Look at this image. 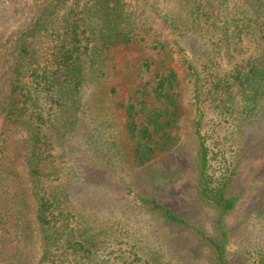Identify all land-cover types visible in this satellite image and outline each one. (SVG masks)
Masks as SVG:
<instances>
[{"label":"trees","instance_id":"obj_1","mask_svg":"<svg viewBox=\"0 0 264 264\" xmlns=\"http://www.w3.org/2000/svg\"><path fill=\"white\" fill-rule=\"evenodd\" d=\"M143 1L149 18L165 27L157 40L127 0H0V121L6 123L0 133V264H264V243L255 245V255L228 250L232 230L225 217L247 191L235 185L237 167L213 177L201 133L208 107L230 117L242 150L257 148L251 157L260 160L264 0ZM124 49L138 50L133 69L142 76L135 102L123 109L127 163L119 162L121 123L105 130L100 124L93 136L83 131L94 119L90 97L96 96L87 89L108 96L114 61ZM224 53L247 56L224 69ZM176 59L179 66L171 63ZM187 98L197 112L195 189L214 212V235L152 195L137 197V215L150 217L145 233L86 209L90 200L101 207L100 196L88 195L86 187L121 173L94 151L114 152L126 173L144 167L173 147ZM252 171L254 178L264 176L263 166Z\"/></svg>","mask_w":264,"mask_h":264},{"label":"rangeland","instance_id":"obj_2","mask_svg":"<svg viewBox=\"0 0 264 264\" xmlns=\"http://www.w3.org/2000/svg\"><path fill=\"white\" fill-rule=\"evenodd\" d=\"M127 2L138 17H143L146 20L145 26H151L152 32L156 34L155 40L159 38V32L165 34V27H160L161 24L156 25L149 18L143 0H127ZM247 51H249L247 55L254 52L253 49ZM247 55L232 56L224 53L221 66L224 69H229L234 63ZM140 57L138 50L135 52L126 49L121 50L114 61L115 72L108 80V86L106 87V91L109 92L108 96L98 97L97 95L101 91L92 86L87 89L86 94L88 96L95 95L96 98L90 97L91 101L95 99L93 102L95 105L92 103L93 113H91L94 117L93 122L91 118L88 119L91 123L83 128V131L86 133L91 132V136H93L96 133L95 127L100 126V124L104 127L101 129L105 130L110 124L115 126L121 123V161L114 155V152L112 154L111 151L106 149L99 148V150L102 149V152L99 150L94 151V154L102 153L100 157L102 163L105 164L106 162L109 166H116L121 173L108 179L104 178L102 184L96 178L97 185L95 187H86L85 191H88V195H99L98 200L101 201V207H98L97 204L94 206L91 203L92 200H90L89 204L86 203L88 205L86 209L100 210L98 212L102 213L100 215L102 219L104 217L111 220L118 219L122 224L130 222L134 229L141 231L149 224L150 217L145 214L137 215L139 209H142L137 197L152 195L175 213L189 220L191 225L206 232L207 235L213 236L215 231L214 212L200 200L195 189L197 181L194 166L195 148L192 137L194 121L197 119L194 115H197V112L195 110L191 111L190 106L192 103L189 98L185 99L182 109L180 130L178 129L177 132L173 133L175 141L171 150L167 153L159 152L151 162L144 167L137 168L134 172L126 173L122 169V164L121 166L118 164V161L127 163L129 158L126 154V138H124L125 113L123 109L132 99L135 102L137 94L134 93L140 89L139 85L142 84L141 74L137 76L133 69L138 65ZM171 63L172 65L176 63V66H179L177 59L174 62L171 61ZM204 113L201 133L210 148L213 177L219 178L221 174L229 175L230 170L237 167L238 174L235 176L237 180L235 185L238 186L240 191L243 189L247 191V195L242 198L235 211L225 217L226 226L232 230L228 250L236 253L244 249L255 255V245L264 243V187L261 183L264 176L254 178L252 169L253 167L257 169L264 167V151L259 154L260 160L254 162L251 155H255L259 151H257V148L242 150L243 146L236 136L235 127L231 123L230 117H221L208 107L205 108ZM5 128L6 123L1 118L0 133ZM120 188L121 191H119ZM119 198L121 203L117 205ZM113 209L116 210L110 213ZM132 211H136V216H129ZM95 212L98 214L97 211ZM145 232V230L141 231V233ZM197 255L200 262H202L205 255L203 249H199ZM235 256L239 257V254H235Z\"/></svg>","mask_w":264,"mask_h":264}]
</instances>
